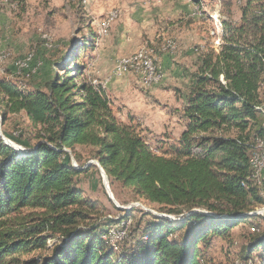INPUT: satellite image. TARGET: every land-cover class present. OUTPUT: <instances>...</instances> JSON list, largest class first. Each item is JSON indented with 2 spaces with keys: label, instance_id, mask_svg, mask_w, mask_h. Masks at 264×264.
Listing matches in <instances>:
<instances>
[{
  "label": "trees",
  "instance_id": "1",
  "mask_svg": "<svg viewBox=\"0 0 264 264\" xmlns=\"http://www.w3.org/2000/svg\"><path fill=\"white\" fill-rule=\"evenodd\" d=\"M235 1L238 20L233 1L222 0L229 7L219 14L217 46L193 51L182 132L155 148L132 115L116 117L103 85L84 77L80 65H55L63 75L55 71L37 88L26 89L20 75L0 79L2 122L23 114L29 123L26 137L6 135L25 154L0 140V264H212L202 249L214 238L228 240L240 224L251 225L252 234L242 261L264 264V229L254 227L264 215L250 214L264 207L250 165L264 143V0ZM76 148L87 151L112 190L179 221L153 216L140 239L112 246L109 229L96 222L103 208L76 183L96 165L73 167L68 151L79 163Z\"/></svg>",
  "mask_w": 264,
  "mask_h": 264
},
{
  "label": "rangeland",
  "instance_id": "2",
  "mask_svg": "<svg viewBox=\"0 0 264 264\" xmlns=\"http://www.w3.org/2000/svg\"><path fill=\"white\" fill-rule=\"evenodd\" d=\"M171 1L23 0L17 3L0 0V79L13 81L14 75H20L18 78H24L26 89L37 88L52 78L55 71L59 76L63 75L61 68L56 69L57 65H80L84 67V77L103 85L118 111L116 117L120 121L125 122L127 114L132 115L148 130L149 133L145 134L153 148L157 147L156 141L172 142L184 128L181 118L183 97L196 60L187 51L195 52V47L200 45L203 49L217 46L214 42L218 41V19L229 6L222 0H196L191 11L194 21L184 24V10H178L177 17L168 13ZM231 1L233 14L238 18L241 15L238 4L235 0ZM113 11L117 13L116 19L105 29L99 27ZM179 17L183 19L178 20ZM189 25L198 35L197 40L185 41V38L179 39L174 35V29L181 31ZM99 33H104V37ZM167 41L175 43L172 54H168ZM84 43L87 46L82 49ZM139 49L149 51L157 75H161L159 82L150 87H144L136 73L127 72L119 77L113 74L117 60ZM179 49L184 53L180 55ZM27 55L33 56L27 70L16 66V62ZM28 125L23 114L9 115L4 122L0 118V140L3 143L9 141L24 153L26 150L6 135L19 140L20 132H23L24 138ZM74 152L80 154L81 159L77 163L68 151L73 167L96 165V168L91 167L80 175L76 183L86 198L103 208L96 222L109 229L108 241L112 246L130 237L124 243L129 247L133 240L140 239L145 226L153 221V216L168 217L177 223L179 218L160 214L154 205L136 199L124 190L113 188V191L109 184L107 190L101 168L89 160L87 151L76 148ZM260 182L264 191V171L260 174ZM261 209L264 207H258L250 214ZM127 213L129 218L122 219L117 225L106 222L124 217ZM124 222H129V225H124ZM254 224L260 231L264 229V220L254 221ZM250 226L240 224L232 230L228 240L214 238L206 249L200 246L204 261L212 264H251L241 259L242 248L247 247L252 239ZM113 231L114 237H117L114 240L111 239ZM121 235L123 237L118 238ZM258 254L255 252L252 256L255 258ZM30 257L23 256L21 260Z\"/></svg>",
  "mask_w": 264,
  "mask_h": 264
},
{
  "label": "built area",
  "instance_id": "3",
  "mask_svg": "<svg viewBox=\"0 0 264 264\" xmlns=\"http://www.w3.org/2000/svg\"><path fill=\"white\" fill-rule=\"evenodd\" d=\"M116 14H108L105 17L106 24L108 25V22L110 18ZM99 36L104 37V33H99ZM194 49V48H193ZM173 46L170 49V52L168 54H172ZM135 54V53H132ZM1 61V58H0ZM131 72V73H136L138 74V77L140 78L142 84L144 87H150L152 85L157 84V80H160L161 75H151V68L147 66V71L146 72H136V64L135 65H126L125 61L117 60L114 66L113 74L116 77L121 76L124 73ZM263 129H264V123H263ZM251 162L255 164V171H256V176L259 179L260 182V174L264 171V143H258L257 150L252 154L250 157ZM261 184V182H260ZM261 212V214H263ZM129 222H124V225H129ZM123 234V232H122ZM123 235L119 236L118 238H122ZM117 237H114V231L112 232V237L111 239H115Z\"/></svg>",
  "mask_w": 264,
  "mask_h": 264
},
{
  "label": "bare ground",
  "instance_id": "4",
  "mask_svg": "<svg viewBox=\"0 0 264 264\" xmlns=\"http://www.w3.org/2000/svg\"><path fill=\"white\" fill-rule=\"evenodd\" d=\"M109 14H116V15H113L110 18L108 25L106 24V21L104 20V21H102L101 25H99V27L105 29L107 26H109V24L112 21H114L116 19L117 13L115 11H113ZM172 46H173V50H174V43L172 41H167L166 48L169 51H170ZM194 50H195V52L202 51L203 45H200L199 47H195ZM0 55H2V53ZM32 57H33L32 55H27L25 58L23 57L24 59L16 62V66H18L19 68H22V69L28 68L29 63L32 62ZM119 60L125 61L126 65H135L136 64V72H146L147 66H148L151 68V75H157L156 66L154 64V61H153L152 57L150 56L149 51L146 49H139L138 51L135 52V54H132V55L127 56V57H123ZM158 82H159V80H157V83ZM18 151H19V149H18ZM19 152L21 154H25L27 151H25L24 153H22L21 151H19ZM250 165H251L252 169L255 171V164L253 162H251V160H250ZM254 174L256 176V171ZM263 211H264V209H261L260 211H257V212H263Z\"/></svg>",
  "mask_w": 264,
  "mask_h": 264
},
{
  "label": "crops",
  "instance_id": "5",
  "mask_svg": "<svg viewBox=\"0 0 264 264\" xmlns=\"http://www.w3.org/2000/svg\"><path fill=\"white\" fill-rule=\"evenodd\" d=\"M195 1L196 0H173L171 1L169 4H170V8H169V11L168 13H172L174 14L175 17H177V14H178V10L179 11H185V17L184 19L181 17H179L180 19L178 20H184V24L190 22L193 20L194 21V18H191V11L193 10L194 8V5L195 4ZM199 4H197L198 6ZM164 8V7H163ZM165 9V8H164ZM166 10V9H165ZM210 11V10H209ZM234 20H238V18H235V16L233 17ZM179 23H183L182 21H179ZM182 30L180 31L179 29H174V35L177 36L179 39L181 38H185V41L187 40H197L198 39V35L196 36V33H195V30L193 29V27L191 25L187 26L186 28L183 27L181 28ZM183 40V42H185ZM218 41L214 42L215 44L217 43ZM174 43V42H173ZM175 44V43H174ZM212 48V47H211ZM175 49V48H174ZM181 49H179V53L180 55L183 54L184 52L180 51ZM216 50V49H214ZM136 52V51H135ZM188 53L190 54H195L192 50L188 49L187 51ZM195 56V55H194Z\"/></svg>",
  "mask_w": 264,
  "mask_h": 264
},
{
  "label": "water",
  "instance_id": "6",
  "mask_svg": "<svg viewBox=\"0 0 264 264\" xmlns=\"http://www.w3.org/2000/svg\"><path fill=\"white\" fill-rule=\"evenodd\" d=\"M4 143H5L6 145L12 147L15 151L19 152V151H18V148H19V147L13 146L9 141H5ZM100 172L102 173V178H103V181H104V183H105V188L108 190L109 188H108L107 177H106V175H105V173L103 172L102 169L100 170ZM110 198H111V195H110Z\"/></svg>",
  "mask_w": 264,
  "mask_h": 264
}]
</instances>
